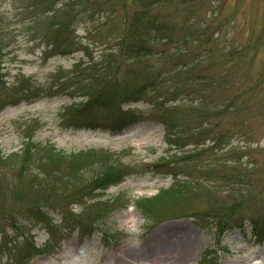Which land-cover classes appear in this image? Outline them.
Segmentation results:
<instances>
[{"label": "rangeland", "instance_id": "rangeland-1", "mask_svg": "<svg viewBox=\"0 0 264 264\" xmlns=\"http://www.w3.org/2000/svg\"><path fill=\"white\" fill-rule=\"evenodd\" d=\"M148 5L136 0H87L81 9L83 21L76 27L80 50L48 57L45 46L31 33L35 30L28 27L32 15L18 10L14 0H0V24L13 30L4 58L8 84L0 92V151L17 157L27 146L36 149L48 172L57 174L50 173L47 183L55 180L61 190L67 183L72 190L76 186L85 190L87 181L104 167L126 174L121 184L82 201H71V192L51 201L68 207L72 219L92 224L100 233L91 238H78L75 233L47 246L48 235L37 227L33 232L37 244L47 246L45 250L55 248L31 264H206L202 256L207 251L209 264H264V243L254 237L253 230H231L247 221L264 231V0L156 3L152 12L164 17L174 34L168 42L152 44L157 52L135 64L129 75L136 84L158 74L166 79L153 93V104L143 99L125 106L132 113L124 119L98 117L94 120L98 128L76 130L63 123L70 98L53 93L22 101L26 95L18 90L27 88L28 97L39 89L51 92L54 80L71 76L77 64L88 66L89 75L100 72L91 67L119 49L114 33L118 19L114 18L149 10ZM186 35L199 43L190 41L181 47L179 39ZM207 45L212 46L209 52L204 50ZM202 54L205 57L195 69L196 83L189 80L185 89L173 94L180 81L175 72ZM128 71L124 68L122 79ZM200 89L214 110L198 103L200 97L193 93ZM163 117L175 125L183 142L173 153L180 156L199 147L212 159L205 157L200 169L176 160L169 170L179 172L183 181L195 182L179 201L148 200L144 204L148 221L135 200L156 196L173 182L167 169L155 167L172 149ZM236 174L237 181L228 184L225 177ZM11 182H16L15 177L4 183ZM4 187L8 189L7 184ZM233 188L240 192L231 195ZM188 209L195 216L185 215ZM197 212L203 215L202 223L194 220ZM221 213L233 223L218 230L215 215ZM62 218L56 213L51 217L56 225ZM7 260L0 257V264Z\"/></svg>", "mask_w": 264, "mask_h": 264}, {"label": "trees", "instance_id": "trees-1", "mask_svg": "<svg viewBox=\"0 0 264 264\" xmlns=\"http://www.w3.org/2000/svg\"><path fill=\"white\" fill-rule=\"evenodd\" d=\"M87 0H16L20 11H27L32 15V20L28 27H32L35 31H31L33 37L42 41L47 52L51 54H70L79 49V42L73 38L74 25L83 21L82 11L83 3ZM143 3L145 0H136ZM155 2L151 3L154 4ZM86 17V16H85ZM115 26L118 27L114 33L119 37V49L104 60L98 62V65L92 66V69H97L100 72L89 75L87 72L89 67H84L83 64H78L75 67L72 75L66 78L58 77L54 80L52 91L63 95H68L72 98L83 97L84 100L78 104L69 106L64 114L65 122L76 128L89 127V120L93 117L105 114L109 116H117L123 113L122 106L131 101H137L145 97L149 98V93L158 91L162 88L160 84L166 79L162 74H158L156 78L146 80L144 83H135V78L129 75L133 73V64L140 62L153 51L152 43L162 42L164 39H171L174 31L172 28L159 16L152 15L150 10L135 12L133 15L120 16ZM115 19V20H116ZM11 27H6L0 24V92L7 88L8 81L6 80V48L7 41L12 33ZM113 33V34H114ZM190 35L193 36L191 32ZM197 37V36H196ZM188 35L182 38L181 42L186 43ZM196 43H199L196 41ZM211 45H207L205 51H210ZM179 52L181 50L179 49ZM206 54V53H205ZM202 63V55L197 56L195 60L184 63L175 73L179 76L180 81L172 90L173 94L184 89L189 83V80L194 82L196 77L195 69ZM128 67V74L122 79L121 73L124 68ZM196 83V82H194ZM183 89V90H184ZM182 90V91H183ZM194 90V89H193ZM19 91V90H18ZM193 95L200 97L198 103H206L208 106L205 109H214V105L206 102L202 98L201 89L195 90ZM22 95L26 92L24 89L19 91ZM35 98L43 95L45 89L38 90ZM21 96L26 99L28 96ZM192 95V94H191ZM27 99V100H28ZM193 103L194 100H193ZM166 124L168 137L173 138V130L175 125L164 120ZM170 139V143L177 144L176 140ZM174 139V138H173ZM40 149V147L38 146ZM31 146L25 148V153L22 156L16 154H4L0 152V253H6L10 257L11 264H30L31 261L41 253L31 242V231L35 226L41 225L51 236L55 235V228L51 224V215L54 212H65V206L59 203H53V200H60L68 196L71 192V197L80 195L79 186L76 190H72L71 185L67 183L65 190L58 188V182L53 180L48 184L49 176L48 168L39 161L40 158L34 153ZM41 150V149H40ZM44 151L50 153L45 147ZM40 153V151H38ZM37 152V153H38ZM52 153V151H51ZM212 159V154L205 155L203 150H198L196 153H186L181 157L182 162L187 161L195 168H201L203 158ZM175 156H171L174 159ZM162 166L169 168L174 160L163 158ZM97 177L91 178L85 188L96 189L105 187L107 181L117 179L118 171L112 167H104ZM99 171V172H100ZM175 179V184L170 191H162L155 199L157 201H168V199L179 200L184 196L189 189L192 180H180L178 172H171ZM202 173V172H201ZM44 175L43 178H40ZM55 177L57 174L52 173ZM14 184L4 183L6 179L13 180ZM43 180V181H41ZM198 180V179H197ZM199 181V180H198ZM7 184V190L4 186ZM48 184L49 187H45ZM10 187V188H9ZM69 189V190H68ZM89 190V191H90ZM87 191V190H85ZM70 194V193H69ZM226 214H222V219ZM66 216V215H65ZM64 223L67 228H75V222H69L65 217ZM228 225V222L219 219V227ZM80 229L83 230L82 226ZM256 235H261V232L256 228ZM84 233V232H82ZM91 234L93 232H90ZM264 237V234H263Z\"/></svg>", "mask_w": 264, "mask_h": 264}]
</instances>
